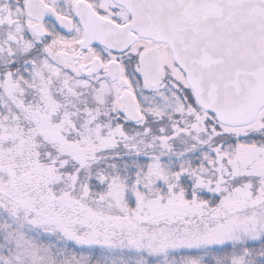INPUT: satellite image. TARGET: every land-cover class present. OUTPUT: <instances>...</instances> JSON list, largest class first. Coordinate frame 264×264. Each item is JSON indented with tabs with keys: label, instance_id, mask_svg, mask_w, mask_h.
<instances>
[{
	"label": "snow or ice",
	"instance_id": "snow-or-ice-1",
	"mask_svg": "<svg viewBox=\"0 0 264 264\" xmlns=\"http://www.w3.org/2000/svg\"><path fill=\"white\" fill-rule=\"evenodd\" d=\"M0 264H264V0H0Z\"/></svg>",
	"mask_w": 264,
	"mask_h": 264
}]
</instances>
